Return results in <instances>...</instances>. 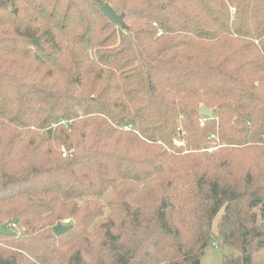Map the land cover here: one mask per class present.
<instances>
[{
	"label": "trees",
	"instance_id": "obj_1",
	"mask_svg": "<svg viewBox=\"0 0 264 264\" xmlns=\"http://www.w3.org/2000/svg\"><path fill=\"white\" fill-rule=\"evenodd\" d=\"M263 144L264 0H0V264H264Z\"/></svg>",
	"mask_w": 264,
	"mask_h": 264
},
{
	"label": "water",
	"instance_id": "obj_2",
	"mask_svg": "<svg viewBox=\"0 0 264 264\" xmlns=\"http://www.w3.org/2000/svg\"><path fill=\"white\" fill-rule=\"evenodd\" d=\"M101 12L115 25L121 26L122 28H125V24L123 22V16L117 15L115 11H113L108 4H104L101 8ZM32 45L34 47L39 48V42L38 39H34L32 41ZM200 115L202 117H206L208 119L213 118V110L207 109L205 107H202L200 110ZM70 229V227L64 226L62 224H58L55 227H53L52 231L55 236L62 235L63 233L67 232ZM260 229L264 234V222L260 224ZM0 235L3 236H14L15 233L9 230L7 224H2L0 226ZM125 264V263H123Z\"/></svg>",
	"mask_w": 264,
	"mask_h": 264
},
{
	"label": "rangeland",
	"instance_id": "obj_3",
	"mask_svg": "<svg viewBox=\"0 0 264 264\" xmlns=\"http://www.w3.org/2000/svg\"><path fill=\"white\" fill-rule=\"evenodd\" d=\"M213 149H209L212 151ZM70 220V219H66ZM222 254L218 248H208L203 252V256L200 259V264H220Z\"/></svg>",
	"mask_w": 264,
	"mask_h": 264
},
{
	"label": "built area",
	"instance_id": "obj_4",
	"mask_svg": "<svg viewBox=\"0 0 264 264\" xmlns=\"http://www.w3.org/2000/svg\"><path fill=\"white\" fill-rule=\"evenodd\" d=\"M153 26H155V24H153ZM161 35V32L160 31H158L157 32V36H160ZM262 152H263V158H264V144H263V147H262ZM69 220H64L63 222H62V225H64V226H67L68 224H69ZM13 229H16V227H15V225L14 224H11L10 225ZM9 227V226H8Z\"/></svg>",
	"mask_w": 264,
	"mask_h": 264
}]
</instances>
